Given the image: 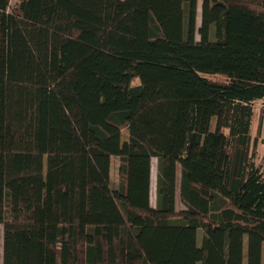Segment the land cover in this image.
I'll return each mask as SVG.
<instances>
[{
  "label": "trees",
  "instance_id": "obj_1",
  "mask_svg": "<svg viewBox=\"0 0 264 264\" xmlns=\"http://www.w3.org/2000/svg\"><path fill=\"white\" fill-rule=\"evenodd\" d=\"M201 1L0 0V264H262L264 0Z\"/></svg>",
  "mask_w": 264,
  "mask_h": 264
},
{
  "label": "rangeland",
  "instance_id": "obj_2",
  "mask_svg": "<svg viewBox=\"0 0 264 264\" xmlns=\"http://www.w3.org/2000/svg\"><path fill=\"white\" fill-rule=\"evenodd\" d=\"M16 3V0H13V4ZM202 22V1L199 0L198 2V14H197V25L200 26ZM209 77L213 79H222L223 77L220 75H208ZM140 79L136 77L133 80V84H139ZM255 109H256V114L253 119V125H252V132L254 138H258V144L255 147L256 149V161L257 163L262 166L264 169V99L258 100L255 104ZM127 129H124L123 131V138L124 140H127L128 134H127ZM118 168H119V158L115 157L113 159V165H112V184L117 185L118 180H119V173H118ZM178 180L180 182V168L178 170ZM180 184V183H179ZM178 184L177 188V197H176V208L178 210H182L186 208L185 204L183 203L181 196H180V187ZM151 204L152 206L157 205V164L156 160L154 159L153 162V173H152V184H151ZM202 234V233H201ZM0 244H3V232L1 233V238H0ZM263 264H264V259H263Z\"/></svg>",
  "mask_w": 264,
  "mask_h": 264
},
{
  "label": "crops",
  "instance_id": "obj_3",
  "mask_svg": "<svg viewBox=\"0 0 264 264\" xmlns=\"http://www.w3.org/2000/svg\"><path fill=\"white\" fill-rule=\"evenodd\" d=\"M155 160H156V164H157V159L155 158ZM263 259H264V250H263L262 264H263Z\"/></svg>",
  "mask_w": 264,
  "mask_h": 264
}]
</instances>
